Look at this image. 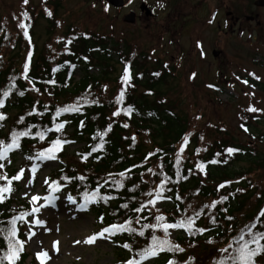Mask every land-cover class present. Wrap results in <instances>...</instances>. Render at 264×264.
<instances>
[{
    "label": "rangeland",
    "instance_id": "374dc122",
    "mask_svg": "<svg viewBox=\"0 0 264 264\" xmlns=\"http://www.w3.org/2000/svg\"><path fill=\"white\" fill-rule=\"evenodd\" d=\"M141 1L151 7L154 13L153 19H144L139 15ZM220 2L221 0H218V4ZM161 4L163 7H160ZM216 7L217 0L214 2L210 0H138V3L134 2L123 9L112 8L107 0H29L27 5L23 4L22 0H0V19L8 14L16 17L17 21L14 20L12 32L17 34L18 31L22 36L24 34L18 26L19 23L24 22L29 25L30 42L23 37L25 51L20 64L23 61L24 65L29 52L33 53L30 62L32 65L41 54L48 55L49 58H57L66 50L74 48L73 41L78 36L95 39L98 41L95 49L106 45L109 55L114 59V62H110L112 64H109L110 67L106 69L109 81L117 80L112 88L114 98L119 95L121 89H124L125 98L132 93L134 99L145 103L147 107H162L176 113L184 119L186 130L190 132L198 130L199 134L210 140H229L234 145L248 148L250 152L264 156V90L259 91L241 82L247 78L244 71L249 58L251 65L256 62V66L250 65L249 69L253 71L254 76L260 77L259 80L254 78L253 81L261 82V79L264 81V43L262 44L260 40V43L254 44V33H251L250 37H248V31H244L247 35L243 33V30L247 28L242 19H240L242 24L235 29L232 37L234 40H231V37L227 38V34H223L227 17L223 14L222 8L220 10ZM214 9L218 10L215 17ZM25 11L29 15L28 20L23 19L22 13ZM48 12L52 15L49 16ZM131 14L135 15L134 24L126 22V18ZM199 19L200 21L208 20L205 22L206 27L198 23ZM218 34L224 35L227 39L222 43L221 48L216 47L215 43ZM248 39L251 45L262 44L257 47V50L260 49L259 52L247 47ZM69 40H72L71 44H68ZM212 51H219L220 55L214 57ZM18 53V51L13 52L11 57L15 58ZM95 64L90 65L89 72L100 75L103 72L102 68ZM125 65L129 67L131 76L135 75L128 84L121 83ZM154 73H159L160 82L155 84L154 88L143 84ZM78 74L76 71L75 76L79 77ZM193 74H195L194 77ZM237 77L240 79L238 80ZM208 85L214 87L210 88ZM43 101L55 106H62L64 103L61 98ZM250 105L262 111L255 113L246 111ZM15 113L14 111L9 113L11 118ZM242 124L248 131L241 128ZM51 129L54 128L51 127ZM126 129V137L136 136L141 142L145 140L143 135L133 130L134 128ZM65 130L69 135L71 129ZM3 132L6 133L7 128ZM48 133L56 134L52 131ZM188 134L186 133L180 139L178 152L184 143L183 138ZM203 139L199 140L201 147L198 152L206 144ZM152 143L158 145L156 140H152ZM191 146V143H187L183 151L184 155L188 153L189 156H193ZM81 148L82 145L75 142L68 144L66 151L70 155L64 159L66 164H62L72 169L76 179L80 176L85 177L77 156ZM140 149L142 153L152 151V147L148 145ZM25 157L24 153H19L14 164L11 159V162H8L9 165H14L12 166L14 169L21 167L26 169L24 179L16 184V190L12 195V198L17 199L11 205L12 212L15 211L18 201H29L33 195L48 196L49 185L45 184V180L49 179L59 165L57 161L51 160L31 162ZM33 162L38 164V171L33 183L29 185L27 180L32 178V174L27 169H30ZM231 169L264 174V170H254L245 161L233 163ZM63 170L59 173L60 176L54 177L55 173L53 174L55 180L58 178L60 181L65 177V170L68 171V168L64 167ZM89 173L86 172L83 181L77 179L78 186L83 185ZM66 187L69 185L67 184ZM67 189L56 193L59 198L55 200L54 206L41 209L40 218L46 224L44 228L33 229L36 235L31 241H28L27 237L28 260L33 257L35 264H39L36 253L41 250L49 253L50 259L46 261V264H125L126 260L136 258L132 252L123 254V258L118 256L117 258L112 243L105 239H99L93 245L82 242L77 244L76 241H83L88 236L99 232L100 227L97 219L86 209L79 210L78 205L67 199L71 195L76 200L77 195L73 188H69V191ZM91 190L83 191L82 195ZM39 203L43 204L44 201L41 200ZM23 231L28 232L27 224H24ZM157 235L163 237L162 233ZM174 236L170 232L169 238ZM150 238L151 235L147 236L148 242ZM54 241L59 242L58 251L53 247ZM184 248L192 258L193 264H209L214 258L211 255L212 249L205 252L195 243L194 245L186 244ZM152 260L145 261L144 264H151Z\"/></svg>",
    "mask_w": 264,
    "mask_h": 264
},
{
    "label": "trees",
    "instance_id": "16d2710c",
    "mask_svg": "<svg viewBox=\"0 0 264 264\" xmlns=\"http://www.w3.org/2000/svg\"><path fill=\"white\" fill-rule=\"evenodd\" d=\"M14 20L17 21V18L9 14L0 19V93L6 90L9 84L15 85L9 97L5 99L4 107L0 108V113L6 117L3 122H0L2 124L0 139H7L13 129L19 131L31 127L33 136L22 138L21 150L28 155H35L38 151L50 146L48 144L50 141L46 138L41 141L35 137V132L43 131L55 124L57 108L76 104L79 101L80 111L68 112L67 121L72 128L70 135H66L64 131L58 134L59 138L85 144L77 156L83 168V175L86 177L88 171L89 177L81 187L78 186L79 181L73 176L72 169L62 165L66 164L64 159L70 155L65 151L58 153L59 168L58 172L53 174L55 173L54 177L60 176L59 173L67 167L65 177L70 180L63 181V177L60 183L61 185L69 184L81 198L83 191L103 185L100 192L110 199L107 202L91 203L89 208L92 215L99 219L104 218L102 226L115 222L126 223L129 220L132 222L131 226L137 230L135 233L125 232L110 239L115 247L116 256L123 258V254H131V252L136 254L146 247L147 236L152 234V229L144 225L155 224L156 216L163 215L165 221L169 223L191 216L196 221V227L206 228L207 231L203 234L191 235L187 232L185 238L176 237L173 242L179 244L184 251L161 253L151 264H167L169 259L176 260L177 264H186V262L193 264L184 246L194 245V243L202 247L205 252L213 250L214 253L212 252L211 255L214 258L209 264H214L221 255L219 249L225 248L234 238H237L241 230L246 231L247 226H250L257 217L258 210L264 209V174L252 173L250 170L235 171L230 168L233 163L245 161L250 166L262 170L263 160L258 153H252L248 148L234 145L225 139H203L206 144L198 152L201 147L199 144L201 138L196 131H193L191 132L193 140L188 143H191L194 150L197 148L193 153L195 158L188 153L186 155L181 153L177 163L175 152L178 150L181 137L186 132V122L169 109L147 107L145 103L134 99L132 93L128 94L127 98L124 97L121 103H117L112 89L117 80L109 81L106 75L107 67L109 68V64H112L110 62H114L106 45L95 49L97 40L78 36L73 41L74 48L61 53L57 58H49L48 55L41 54L36 63L30 64L28 79H25L23 61L20 64L25 51L24 36L19 35L18 31L17 34L12 32ZM16 51L19 52L18 55L12 58L11 54ZM125 61L128 60L125 59ZM93 63L102 68L103 72L100 75L89 72V67ZM76 71L79 73L77 80ZM160 79L161 77L153 74L143 84L153 87L160 82ZM20 91L24 92L23 96L18 94ZM59 98L63 99L62 106L50 105L43 101ZM128 107L133 109L131 115H125L124 110ZM117 110H120V115L114 116L113 113ZM12 111L16 112L13 118L9 114ZM21 117L24 118L23 122H20ZM125 124L128 127H124ZM109 125H111V131H108ZM130 127L143 135L145 140L141 142L136 136L126 137V128ZM5 128L7 132L3 133ZM98 132H106L107 135L103 137L105 141L103 148L93 152V146L100 143V137L96 136ZM93 137L96 138L93 139ZM152 140L158 141V145H154ZM145 145L151 146L152 151L142 153L140 148ZM228 147L239 149V151L228 156L225 152ZM217 153L221 155L218 156ZM82 156H87V159H82ZM214 159L227 162L212 164L211 161ZM197 164H203L204 171H200L196 167ZM122 172L125 174L123 178L119 176ZM105 175L107 177L104 178ZM54 177L52 176V181H59ZM164 177H167V180L163 181L162 194L171 200L166 204L171 211L165 213L164 210L152 209L151 213H154L152 219H145L144 224H140L138 221L141 220L142 214L136 209L148 198V193L159 187ZM113 181H121L123 187H118ZM222 183L226 186L218 188ZM221 197H227V199L217 204L216 208L204 207L220 200ZM22 204L26 205V202ZM123 205L128 207H122ZM9 207L8 199L0 204V225H5L13 216ZM197 212L200 213L199 217L196 216ZM213 217L216 220L215 224L211 222ZM261 220L264 221V217ZM19 226L21 227L22 224H18ZM141 230L146 237L139 235L138 232ZM174 230L177 231V229ZM258 230H264V225H261ZM160 233L163 234L158 230L155 234ZM19 236L22 239L20 232ZM124 243L132 245V251L123 248ZM5 247L6 244L0 237V249ZM25 259L26 254L22 252L17 264H24ZM256 259L257 264H264V254Z\"/></svg>",
    "mask_w": 264,
    "mask_h": 264
},
{
    "label": "snow or ice",
    "instance_id": "6c2138e0",
    "mask_svg": "<svg viewBox=\"0 0 264 264\" xmlns=\"http://www.w3.org/2000/svg\"><path fill=\"white\" fill-rule=\"evenodd\" d=\"M23 4L27 5L29 0H22ZM160 7H163L161 4ZM107 10V9H106ZM47 11V10H46ZM49 16L52 15L51 12L47 13ZM23 19L28 20L29 15L25 11L22 13ZM22 30L25 39H28L30 42V37L28 33V25L24 22H20L18 25ZM72 40L68 41V44H71ZM199 46V45H198ZM30 61H31V53L28 54V59L23 65V76L25 79H28V73H29V67H30ZM53 71H56V69H53ZM154 75H159V73H154ZM249 75H253L250 73ZM195 74H193V77ZM131 74L129 67L125 65L123 69V75L121 77V83L122 84H128L131 80ZM239 80L240 78L237 77ZM255 79H260L259 77H255ZM242 83H248V81H241ZM49 83H54V81H49ZM15 87L14 83L9 84L8 88L4 90L2 93H0V108L4 107L5 99L9 97L11 94L12 89ZM208 87L212 88L213 85H208ZM38 90V89H37ZM19 95L23 96L24 92L20 91L18 93ZM126 95V91L124 89H121L119 92V95L116 97V102L121 103ZM95 103V101H93ZM35 111V110H33ZM80 111L79 108V101L76 104L67 105L61 108H57L56 110V117H59L62 113H68V112H78ZM125 111V115H131L133 112V109L131 107H128ZM248 112H258L262 111L260 109H257L255 107H252L251 105L246 109ZM32 114V113H30ZM114 116L120 115V110H117L113 113ZM6 119L5 115L3 113H0V122H3ZM24 118H20V122H23ZM65 123H55L54 129L51 128H45L43 131H37L35 132V137H38L41 141L45 140L46 134L49 131H56L61 132L65 129ZM81 126H83V122H81ZM0 127H2V124H0ZM124 127H128L127 124L124 125ZM241 128H243L244 131H248L247 127H245L243 124L241 125ZM108 131H111V125L108 126ZM107 135V133H100L98 132L96 136L100 137V143L98 145H94L92 148V151H98L99 149L103 148L104 145V139L103 137ZM32 128L28 127L24 130H16L13 129L9 137L7 139H0V204L4 203L5 200L11 196V194L15 191L14 187V181H22L25 177L26 169L24 167H21L16 174L9 177L8 173L6 171H3L5 168L4 161H10V154L20 150L21 140L25 137H32ZM96 137H93L95 139ZM203 139V137H201ZM184 143L180 147V151L177 153V163H179L180 154L183 153L185 146L188 143V136L186 135L184 138ZM71 143V141L62 139V138H56L51 141V144L49 147L45 148L42 151H38L35 155H29L26 156L25 159L29 161H40L45 162L49 160H57L58 159V153L63 150V146L65 144ZM239 149L228 147L225 149V152L228 156H232L234 153L238 152ZM217 155H221V153H217ZM82 159H87V156H82ZM219 162L226 163L227 161H217L212 160V164H216ZM196 167L200 171H204V165L203 164H197ZM27 171H30L32 174V178L27 180V184H32L33 180L35 178V175L38 171V164L33 162L30 169H27ZM151 171V169H149ZM111 175V174H110ZM124 173H119V176L121 178L124 177ZM64 180H70L68 177H64ZM77 179L83 181L85 177L80 176L77 177ZM164 180H167V177H164L161 183L159 184V187L156 189L155 197L156 199H150L148 201V204L155 205L157 200L163 199L162 189L164 188ZM118 187H123V184L121 181H113ZM108 183V181H106ZM45 184L49 185V195L45 197H41L39 195H33L30 197L29 203L32 205L30 210H26L23 212H20L19 214H14L5 225H0V237H2L3 241L6 244V247L3 249H0V264H17V261L20 259L21 253L25 250V244L26 241L24 239H21L19 236V227L18 224H27L28 225V232L27 237L28 241H31L32 238L36 235V232L33 231L34 228L40 227L44 228L46 222L43 221L40 218L41 209L54 206L55 200L59 197L56 195V193L60 192L62 190V186L60 181H51L49 179L45 180ZM225 184H220L218 188H224ZM27 195V193H25ZM149 196H152V193H148ZM67 199L73 203L76 204L77 201L75 198H73L71 195L67 197ZM110 199V197L104 196L100 192V188L97 187L95 191L92 192H86L83 195L84 203L79 206V210L83 211L87 208L88 204L90 203H98L99 201L107 202ZM227 197H221L220 200L214 201L211 203V205H205L204 207H212L216 208L217 204L221 203L223 200H226ZM43 200L44 203L40 204L39 202ZM122 207L127 208L128 205H123ZM143 207V206H142ZM142 208L136 209V211H141ZM196 216L199 217L200 213L197 212ZM29 217H32V219H29ZM264 217V209H261L255 218L254 222L251 223L250 226H247V230H241L240 235L237 238H234L225 248L219 249L220 256L218 259L214 261V264H257V257L264 254V230H258V228L261 225H264V221L261 220V218ZM156 223L155 224H148L144 225L146 228L152 229V234L150 238V242H148L146 247H143L138 252H136L135 256L136 258L128 259L125 261V264H144L145 261H149L151 259H154L158 257L161 253L164 252H172V253H180L183 252L184 249L177 243H174L172 240L169 239L170 231L173 229H183L184 231L188 232L190 235L195 233L203 234L205 231H207L206 228L196 227L195 226V219L191 216L181 218L177 220L176 222L169 223L165 222V217L163 215L156 216ZM231 219V217H229ZM101 224L104 223V218L100 217ZM211 222L213 224L216 223L215 218L213 217L211 219ZM132 222L129 220L126 223L123 224H110L108 226H104L100 229L99 232L94 233L90 236H88L83 241H76L77 244L84 243L87 245H93L96 243L99 239H105L110 240L113 236L117 234L122 233H135L137 230L131 226ZM161 230L163 232V237H160L156 235V231ZM140 236H144L145 233L143 230L139 232ZM211 243V241H209ZM58 241L53 242V247L58 251ZM123 248L128 249L129 251H132V245L129 243H124ZM36 259L39 262V264H46V261L50 259L49 253L46 250H41L36 253ZM191 259V258H190ZM167 264H177V261L174 259H169L167 261ZM188 264V262H186Z\"/></svg>",
    "mask_w": 264,
    "mask_h": 264
},
{
    "label": "flooded vegetation",
    "instance_id": "af4514ba",
    "mask_svg": "<svg viewBox=\"0 0 264 264\" xmlns=\"http://www.w3.org/2000/svg\"><path fill=\"white\" fill-rule=\"evenodd\" d=\"M216 8L220 10L222 8L223 14L227 17L225 24H228L232 33L234 26L238 28L242 24L240 22L242 19L248 31L254 33L255 42L260 43V40L264 42V0H221L219 4L217 0Z\"/></svg>",
    "mask_w": 264,
    "mask_h": 264
},
{
    "label": "water",
    "instance_id": "95a60500",
    "mask_svg": "<svg viewBox=\"0 0 264 264\" xmlns=\"http://www.w3.org/2000/svg\"><path fill=\"white\" fill-rule=\"evenodd\" d=\"M109 3H110V5H112L115 8H119V7L123 6V0H109ZM144 9H146V7L143 5L141 7V10L143 11ZM146 13H148V12L146 11ZM126 22L127 23H133L134 22V15L131 14L130 16H128L126 18ZM214 55L216 56L217 54L214 53Z\"/></svg>",
    "mask_w": 264,
    "mask_h": 264
}]
</instances>
